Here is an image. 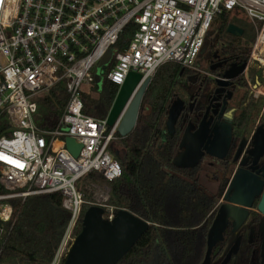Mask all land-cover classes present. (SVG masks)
Returning <instances> with one entry per match:
<instances>
[{
  "label": "built area",
  "instance_id": "2783aa9c",
  "mask_svg": "<svg viewBox=\"0 0 264 264\" xmlns=\"http://www.w3.org/2000/svg\"><path fill=\"white\" fill-rule=\"evenodd\" d=\"M235 7L256 29L248 64L260 63L264 77V0H0V255L13 226L12 199L63 194L71 220L57 264L83 203L77 182L92 171L109 180L121 176L111 150L121 138L120 117L110 126L107 117L85 114L81 97L106 53L113 51L102 71L111 65L106 76L118 86L130 71L142 75L140 85L167 62L195 69L215 15ZM130 23L137 29L128 47L115 51ZM60 81L68 103L56 128L42 129L36 98ZM250 86L254 96H264V84ZM67 137L82 144L78 157L66 148ZM105 206L104 217L113 219V206Z\"/></svg>",
  "mask_w": 264,
  "mask_h": 264
},
{
  "label": "trees",
  "instance_id": "16d2710c",
  "mask_svg": "<svg viewBox=\"0 0 264 264\" xmlns=\"http://www.w3.org/2000/svg\"><path fill=\"white\" fill-rule=\"evenodd\" d=\"M230 24L241 27L242 36L229 33ZM136 29L134 23L126 26L114 50L124 51ZM255 37L256 29L243 9H225L215 15L195 69L183 68L176 62H167L158 68L143 97L135 128L111 146L114 157L121 164V176L109 180L102 173L92 171L77 182V188L83 194V203L68 246L82 231L85 212L96 204L88 187L99 184L110 189L105 205L113 206L116 213L126 209L149 222V228L117 264L204 262L207 235L221 205L232 169L225 178L213 182L207 179L213 171L203 168L205 161L194 168L178 167L174 159L184 127L180 120L175 132L171 133L166 127L167 115L175 95L189 99L182 85L185 78L194 76L200 70L213 72L210 67L215 52L232 62L247 64ZM110 68L111 65L106 68L100 89L92 85L91 92L81 93L85 114L100 119L108 116L119 89L106 76ZM262 69L257 61L250 62L246 77L242 75L237 80L234 97L230 101L237 130L248 134L264 109V97L257 99L253 96L248 80L252 84L264 83ZM214 86L213 78L205 82L202 94L195 103L194 114L205 112ZM69 97L64 81L39 94L36 98V124L42 129L56 128ZM4 121L0 122V135ZM247 125L248 128L243 130ZM117 135L120 136L119 132ZM219 173L215 170L213 177L218 178ZM11 202L13 226L0 255V264H52L71 220V212L63 206V194L59 191L35 194L25 199L15 198ZM261 222L262 216L252 213L240 231L239 251L232 255L228 264H254L261 260L262 239L258 228ZM234 237L232 229L228 228L224 239L215 245L209 255L210 261L211 255L218 261L222 260ZM66 255L67 252L57 264H63Z\"/></svg>",
  "mask_w": 264,
  "mask_h": 264
},
{
  "label": "water",
  "instance_id": "95a60500",
  "mask_svg": "<svg viewBox=\"0 0 264 264\" xmlns=\"http://www.w3.org/2000/svg\"><path fill=\"white\" fill-rule=\"evenodd\" d=\"M227 30L236 36L243 34V29L235 24H230ZM110 58L111 52L108 51L99 62L97 70L99 71L103 65H106ZM245 67V63L230 67L224 73V79L234 78ZM141 78L142 75L139 72L130 71L128 73L124 83L119 86L107 116V123L110 126L120 117L118 132L122 137L127 136L135 128L143 97L152 80L148 77L139 85ZM228 83L227 80H218L219 85ZM176 111L177 107L171 110L169 125H172ZM230 129V126H226L223 135L214 130L215 135L205 144V151L219 158L224 157ZM202 143L192 136L189 125L180 145L185 149L175 157L174 163L178 167H195L204 154V150L201 148ZM66 148L73 156L78 157L82 144L72 137H67ZM246 179L244 173L237 172L227 188L224 195L227 202L220 205L210 227L207 237V257L202 264H212L209 255L214 246L223 239V233L229 220L233 221V229L237 231L247 219L249 210L253 207L257 197L260 198L258 208L264 214V182L258 181L256 178L253 181ZM104 213L105 208L97 204L87 209L83 218L82 231L75 237L63 264H117L149 228L148 221L126 209L119 210L111 220L105 218ZM241 239V236L236 238L221 264H228L232 255L239 251Z\"/></svg>",
  "mask_w": 264,
  "mask_h": 264
},
{
  "label": "flooded vegetation",
  "instance_id": "af4514ba",
  "mask_svg": "<svg viewBox=\"0 0 264 264\" xmlns=\"http://www.w3.org/2000/svg\"><path fill=\"white\" fill-rule=\"evenodd\" d=\"M241 64L243 63H237L234 61L232 62L228 60L226 57H223L219 53L215 52L213 58L211 59V67H210V69L213 72L200 70L199 73L195 74L194 76L190 75L188 76L187 79L185 78L182 81L183 89H185L188 92L189 99H182L179 96L175 95V97L171 101L169 112L167 115V120H166V127L171 133L175 132L176 124L178 121L181 120L183 123L182 125L184 127V132L180 140L179 150L177 155L185 149L180 145L183 140L184 133L189 127V125L191 126L192 136L198 139L199 141L203 142L201 148L202 150H204V154L202 155L199 163L196 166H198L200 163L205 161L203 168L205 169L210 168L213 172L215 170L220 171L219 173L220 176L218 178L213 177L214 174L211 171L212 173L208 174L207 179L213 182L214 181L218 182L220 181V179L225 178L227 172L232 169L231 175L229 176V179L227 181L226 189L220 200L221 204L223 202H227V200L224 198V195L237 172H241L242 174L244 173V175H246L247 177L246 180L253 181V179L256 178V180L264 182V109L263 112L260 114L259 118L256 120V123L253 126L251 132L248 134L246 131L237 130L238 127L234 122V115H233L234 109L230 108V101L234 97V87L236 85V82L242 75L246 77L249 64L245 63L246 64L245 69L234 78L224 79V73L230 67ZM211 78L215 80V86H214V90L209 94L208 106L204 113L194 114V108L197 98L201 96L205 82ZM221 79L227 80L229 81V83L226 85H219L218 80ZM250 85H256V84H252L248 80L249 89L253 93ZM257 85H261V84H257ZM254 97L258 99L264 96H259V97L254 96ZM175 107H177V111L175 112V118L172 122V125H169L168 120H169L170 112ZM226 126H230L231 129H230V134L228 136V146L226 149L227 151L224 157L219 158L208 154L204 149L205 144H207V141H209L214 137L216 130L219 132L220 135H223L225 133ZM247 128L248 125L246 126V128L243 127V130H246ZM182 168H194V167H182ZM231 195L232 192L230 193V196ZM259 201L260 198L257 197L254 201L253 207L250 208L249 210V215L247 219L237 231H234L233 221L230 219L223 233V239H224L225 232L227 231L228 228H231L234 233V236H236L234 238V242H235L236 238L240 236V231L242 227L250 219L252 213L254 212L259 213L262 216V222L258 227L262 239V244L260 249L261 260L257 263L255 262L254 264H264V214L258 208ZM234 242L232 243V245L234 244ZM232 245L230 246V248L232 247ZM207 249H208V245H207ZM224 258L218 261L211 255L210 262L212 264H221ZM202 263L203 262H201V264Z\"/></svg>",
  "mask_w": 264,
  "mask_h": 264
},
{
  "label": "rangeland",
  "instance_id": "374dc122",
  "mask_svg": "<svg viewBox=\"0 0 264 264\" xmlns=\"http://www.w3.org/2000/svg\"><path fill=\"white\" fill-rule=\"evenodd\" d=\"M109 52H111V56H112L113 55V51L109 50ZM104 75H105V73H104V71H102V67H101V69L99 71L97 70V72L95 73V82H94L93 85L98 86V88L100 89L102 87V84H103V81H104V77H105ZM82 87H83V90L85 92H91V87L87 83H84ZM94 95H96V94H94ZM117 149H119V148H117ZM88 190L93 193V198H94V200H95L97 205L103 206L105 204V202L107 201V198L109 196V191H110L108 186H102V185H99V184H93V185L88 187ZM69 240H71V238H68L66 245L62 246V248H61V256H59L57 258V262H59L60 259L62 258V254L63 253L66 254V252H68V250L70 249L71 245L68 246V241Z\"/></svg>",
  "mask_w": 264,
  "mask_h": 264
}]
</instances>
